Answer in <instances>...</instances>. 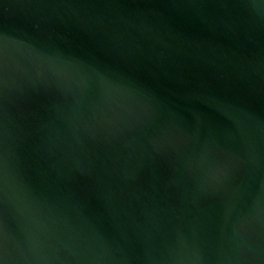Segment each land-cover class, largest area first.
<instances>
[{
    "label": "water",
    "instance_id": "obj_1",
    "mask_svg": "<svg viewBox=\"0 0 264 264\" xmlns=\"http://www.w3.org/2000/svg\"><path fill=\"white\" fill-rule=\"evenodd\" d=\"M0 264H264V0H0Z\"/></svg>",
    "mask_w": 264,
    "mask_h": 264
}]
</instances>
